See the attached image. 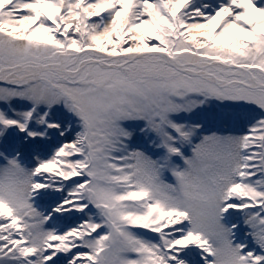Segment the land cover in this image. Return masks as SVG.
Here are the masks:
<instances>
[{
  "label": "snow or ice",
  "instance_id": "1",
  "mask_svg": "<svg viewBox=\"0 0 264 264\" xmlns=\"http://www.w3.org/2000/svg\"><path fill=\"white\" fill-rule=\"evenodd\" d=\"M0 264H264V0H0Z\"/></svg>",
  "mask_w": 264,
  "mask_h": 264
}]
</instances>
